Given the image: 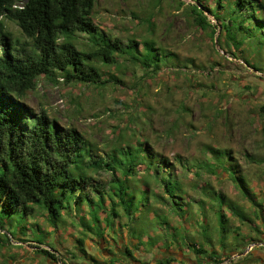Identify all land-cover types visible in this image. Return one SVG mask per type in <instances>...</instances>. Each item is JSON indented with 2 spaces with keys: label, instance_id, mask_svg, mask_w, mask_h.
<instances>
[{
  "label": "rangeland",
  "instance_id": "374dc122",
  "mask_svg": "<svg viewBox=\"0 0 264 264\" xmlns=\"http://www.w3.org/2000/svg\"><path fill=\"white\" fill-rule=\"evenodd\" d=\"M248 1L243 18L228 10L229 18L249 27L245 38L239 35L241 51L223 41L224 34L218 42L219 27L212 36L211 28L197 25L192 14L196 0H96L93 19L99 28L123 44L136 39L139 47L118 56L113 67L102 66V83H67L40 75L25 100L37 112L45 108L63 125L76 126L102 155L121 143H149L175 163L172 171L184 191L174 197L178 204L172 209L148 192L152 207L160 211L152 215L140 205L147 195L141 190L147 180L163 195L161 182L144 170L130 173L127 189L135 188L140 211L134 219L139 220L115 224L116 230L111 224L103 238L77 220L76 209L73 216L63 212L57 221L42 209L29 215L0 212V264H51L46 254L33 252L37 246L54 253L56 264H152L164 256H175L173 264L257 261L254 249L264 246L258 244L264 232V0ZM203 2L218 16L216 0ZM7 29L15 40H27L16 22L7 21ZM77 40L83 49L93 48L88 34L79 33ZM114 76L120 81L111 80ZM234 162L249 194L232 177ZM212 168L223 172L214 174ZM98 178L109 180L110 173L102 171ZM205 185L209 191H203ZM63 233L85 239L87 254L71 249V243L60 247L55 240L64 241ZM250 242L257 244L245 252ZM192 243L205 252H197ZM124 245L131 247L134 259ZM260 258L257 264H264Z\"/></svg>",
  "mask_w": 264,
  "mask_h": 264
},
{
  "label": "trees",
  "instance_id": "16d2710c",
  "mask_svg": "<svg viewBox=\"0 0 264 264\" xmlns=\"http://www.w3.org/2000/svg\"><path fill=\"white\" fill-rule=\"evenodd\" d=\"M196 1L192 14L197 25L202 29L211 28L212 36L217 34L219 27L218 42L224 34L223 41L241 50L243 39L239 35L245 38L249 27L244 21L236 23L234 18H229L228 10L243 18L249 1L216 0L218 16L211 13L203 0ZM95 5L96 0H27L21 6H17L16 0H0V212L11 216L21 211L29 215L42 209L50 221H57L63 212L73 216L76 209L77 216L80 214L77 220L91 233L103 238L111 224L116 230L115 224L120 227L139 220L134 219L135 213L140 211L135 208V188L127 189L130 173L144 170L154 174L156 182H161L163 195L156 193L147 180L145 189L141 190L147 195L140 205L149 208L152 215L160 211L152 207L148 192L151 194L152 190L156 199L160 197L172 209L178 204L174 197L183 192L184 187L172 171L175 163L156 152L149 143L140 142L138 146L121 143L102 155L100 147L76 126L63 125L45 108L37 112L25 100L40 75L63 77L67 83H102L103 67H113L118 56H128L130 48L139 47L136 39L129 38L123 44L118 37L101 30L93 19ZM206 11L214 16L218 25L211 22ZM9 20L18 24L27 40L21 43L14 39L7 29ZM79 33L89 35L92 49L79 46ZM134 57L140 58L139 55ZM111 80L120 81L115 76ZM232 154L230 150L231 157ZM179 161L183 164L180 157ZM231 169L236 171V176L232 177L249 194L235 162ZM211 170L214 174L223 172L222 169ZM102 171L110 173L109 180L98 178ZM206 185L204 192L212 188ZM251 198L255 201L253 196ZM93 205H99L100 209H91ZM124 218L128 222H123ZM222 218L226 220L225 214ZM77 242V248L87 254L85 239L78 238ZM190 246L199 253L205 252L203 246L194 243ZM124 247V252L134 259L131 247ZM107 250L111 255L114 253L112 246ZM37 251L57 259L49 249L37 246ZM107 258L115 262L111 256ZM176 259L164 256L152 264H173Z\"/></svg>",
  "mask_w": 264,
  "mask_h": 264
},
{
  "label": "crops",
  "instance_id": "0c3cea01",
  "mask_svg": "<svg viewBox=\"0 0 264 264\" xmlns=\"http://www.w3.org/2000/svg\"><path fill=\"white\" fill-rule=\"evenodd\" d=\"M262 210V212H263V220H264V209H261ZM50 229V228H49ZM55 229V228H54ZM77 229V228H76ZM75 229V230H76ZM56 232L58 231L57 229L55 230ZM59 233V232H58ZM60 234V233H59ZM64 234V233H63ZM90 234V233H89ZM58 237H62V236H58ZM262 237H263V239H264V232H262ZM62 239H64V241H62L61 242V239H59V238H57L55 241L57 242V244L61 247V246H63V245H67V244H70L71 243V249H74V250H78V242H77V239H78V237H77V234H70V235H68V234H64V237H62ZM75 240L74 242L72 241V240ZM262 239V241L261 240H258V241H260V242H264V240ZM17 242H21V241H17ZM27 242H33L32 240H27ZM35 243V242H34ZM32 250H33V252H36L37 250H34L33 248H31ZM246 252V251H245ZM255 253L258 255L257 257H256V262H250L249 260L248 261H246V263L245 264H257L259 261L261 262V261H263L260 257H263L264 258V246H262V247H258V249L256 248V249H254V252H253V254L255 255ZM85 258H88L89 257V255H83ZM82 259V258H81ZM82 261V260H81ZM86 261V260H85ZM87 262V261H86ZM50 263L51 264H56V262H55V260L54 259H52V258H50Z\"/></svg>",
  "mask_w": 264,
  "mask_h": 264
},
{
  "label": "built area",
  "instance_id": "2783aa9c",
  "mask_svg": "<svg viewBox=\"0 0 264 264\" xmlns=\"http://www.w3.org/2000/svg\"><path fill=\"white\" fill-rule=\"evenodd\" d=\"M59 79H60L61 81L64 80L62 77H60ZM256 244H257V243H251V244L249 245V247H247L246 252H249L250 250H252ZM258 244H259V245H264V242H259Z\"/></svg>",
  "mask_w": 264,
  "mask_h": 264
},
{
  "label": "clouds",
  "instance_id": "9594fccd",
  "mask_svg": "<svg viewBox=\"0 0 264 264\" xmlns=\"http://www.w3.org/2000/svg\"><path fill=\"white\" fill-rule=\"evenodd\" d=\"M63 78V77H62Z\"/></svg>",
  "mask_w": 264,
  "mask_h": 264
}]
</instances>
